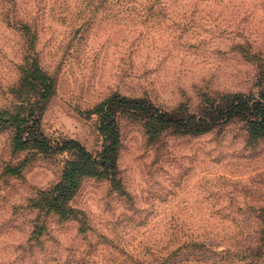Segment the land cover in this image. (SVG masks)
<instances>
[{
    "label": "rangeland",
    "instance_id": "obj_1",
    "mask_svg": "<svg viewBox=\"0 0 264 264\" xmlns=\"http://www.w3.org/2000/svg\"><path fill=\"white\" fill-rule=\"evenodd\" d=\"M60 3L39 13L31 48L0 18V113L24 112L12 89L24 51L35 52L57 80L41 112L51 141L78 140L97 155L107 119L96 109L114 100L119 177L83 180L71 202L83 222L52 220L53 243L39 264H159L176 252V264H244L264 236V137L252 139L247 120L218 111L256 106L264 92V0ZM116 94L213 129L153 124ZM237 95L250 96L248 105L233 101ZM12 136L0 128V264H36L17 249L35 217L30 200L60 180L73 151L16 152ZM187 236L207 249L177 251Z\"/></svg>",
    "mask_w": 264,
    "mask_h": 264
},
{
    "label": "trees",
    "instance_id": "obj_2",
    "mask_svg": "<svg viewBox=\"0 0 264 264\" xmlns=\"http://www.w3.org/2000/svg\"><path fill=\"white\" fill-rule=\"evenodd\" d=\"M60 0H0L1 20L5 24H9L26 38L28 48L38 36V16L39 13H45V9L49 7L51 11L61 8ZM38 12V13H35ZM36 53L29 49L24 51L23 64L20 68V77L17 86L12 92L17 99L18 104H25L23 111L15 110L8 113H0V128L4 130L11 129L13 131L11 147L16 152L26 150H36L40 153H62L63 151H73L72 157L66 160L62 176L60 180L48 189L40 190L39 193L30 200V207L35 213V217L31 220V228L24 243L19 244V258L31 261L34 259L36 264L42 254H46V250L52 245L50 238L51 221L57 223L62 222H79L82 212L72 205L73 199L80 190L82 182L85 178L95 177L99 180L106 179L112 183L118 181V159L121 147L118 124L115 110L111 106L114 100L104 101L96 109V112L107 119L102 120L101 130L104 134V145L101 151L94 155L88 151L78 140L67 139L64 141H51L50 138L42 130L41 112L44 106H47L51 97L56 93L57 80L55 76L49 75L45 70L41 69L36 63ZM32 92V94H29ZM21 94L23 96H18ZM250 96L237 95L233 97L236 103L242 101L247 104L245 99ZM114 98H119V102H125L128 111L137 113H145L148 115L150 122L160 124L164 127H184L190 133H205L212 130V124L206 119L198 120L196 124L183 119H175L168 112H164L147 101H141L134 98H125L118 94ZM231 100L227 103L229 104ZM246 101V102H245ZM118 102V103H119ZM130 105V106H129ZM233 105V104H232ZM248 105V104H247ZM122 111H126L122 109ZM220 116L225 119L234 116L243 117L249 125V132L252 139L264 137V92H260V100L256 106H231L218 111ZM8 166L12 174L20 175L19 166ZM12 169V170H11ZM17 172H14L15 170ZM264 235V229L261 231ZM262 243L258 247L250 250V259L244 261V264H260L264 259V236ZM177 251L195 248L196 250H206L209 245L205 240L200 238L194 239L185 237L184 242L178 240ZM52 242V243H51ZM180 253V252H179ZM176 254H170L167 260L159 262V264H176ZM45 257V255H44ZM197 257L194 258V260ZM58 261L54 258L53 261ZM80 260V259H78ZM74 259L71 262H77ZM222 264H235L232 259ZM202 261V260H200ZM232 261V263H231ZM45 263L49 262L45 258ZM242 264V263H241Z\"/></svg>",
    "mask_w": 264,
    "mask_h": 264
}]
</instances>
